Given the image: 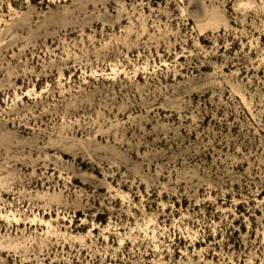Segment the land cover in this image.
I'll return each mask as SVG.
<instances>
[{
  "label": "rangeland",
  "instance_id": "obj_1",
  "mask_svg": "<svg viewBox=\"0 0 264 264\" xmlns=\"http://www.w3.org/2000/svg\"><path fill=\"white\" fill-rule=\"evenodd\" d=\"M0 264H264V0H0Z\"/></svg>",
  "mask_w": 264,
  "mask_h": 264
}]
</instances>
